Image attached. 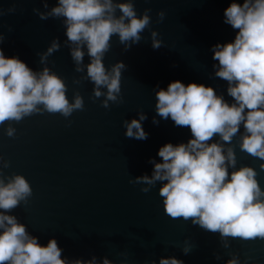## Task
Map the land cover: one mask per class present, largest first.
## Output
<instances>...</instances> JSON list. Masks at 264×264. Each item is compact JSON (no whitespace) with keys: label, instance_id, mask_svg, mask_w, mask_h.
Masks as SVG:
<instances>
[{"label":"water","instance_id":"obj_1","mask_svg":"<svg viewBox=\"0 0 264 264\" xmlns=\"http://www.w3.org/2000/svg\"><path fill=\"white\" fill-rule=\"evenodd\" d=\"M57 3L0 0L4 54L18 56L37 73L44 68L55 73L69 103L76 96L82 99V107L67 117L39 104V111L0 123V180L7 183L21 175L31 189L16 206L0 212L14 216L42 245L55 238L61 258L68 262L95 257L96 264L105 258L110 264H159L161 257H175L183 264H226L230 259L264 264V237L222 236L193 223L192 217H172L159 195L165 181L147 184L136 179L152 175L154 162L161 160L160 146L186 143L191 137L187 126H175L157 114L159 88L177 79L185 84L195 81L232 102L228 82L215 75L217 62L210 47L230 41L237 31L223 22L229 0H112L114 6L131 3L137 18H149L135 42L110 34L101 57L104 68L110 72L118 62L123 64L114 100L107 98L106 86H99L100 96L94 94L86 45H80V63L73 59L76 44L66 36V18L49 14ZM40 13L47 15L41 18ZM113 15H121L118 7ZM53 40L58 48L48 53ZM154 40L159 41L156 47ZM140 114L148 136H125L126 122ZM9 127L12 135L7 134ZM245 134L241 123L229 141L214 133L206 143L222 145L225 155L231 148L235 163L228 172L251 167L264 192V159L241 149Z\"/></svg>","mask_w":264,"mask_h":264},{"label":"clouds","instance_id":"obj_2","mask_svg":"<svg viewBox=\"0 0 264 264\" xmlns=\"http://www.w3.org/2000/svg\"><path fill=\"white\" fill-rule=\"evenodd\" d=\"M116 7L121 11L119 17L113 15ZM49 14L66 18V36L76 44L71 55L77 64L84 55L80 45H86L91 58L87 75L94 82V94L100 96L99 86H106L107 98L114 100L123 64L118 62L110 72L104 68L101 57L109 47L110 34L118 33L122 42H135L148 16L137 18L131 3L114 6L112 0H58ZM46 15L40 13L41 18ZM223 22L237 31L230 41H218L210 47L212 59L217 62L213 64L215 75L228 82L226 91L232 102L216 94L211 86L195 81L185 84L177 79L159 88L155 93L157 114L170 118L175 126H187L191 137L186 143L166 142L160 146L157 155L161 160L154 162L152 175L136 179L147 184L165 181L159 195L164 198L165 212L172 217H192L193 223L218 230L222 236L264 237V192L254 178V170L245 166L229 173L228 166L235 163L232 149L225 155L222 145L206 143L214 133L229 141L243 123L246 134L242 135L241 149L264 159V0H229ZM158 44L153 41V47ZM56 48L58 44L53 40L47 52ZM39 104L48 112L67 117L73 109L82 107V99L76 96L69 103L65 85L55 73L47 68L37 73L18 56H6L0 49V123L39 111ZM144 118L140 114L139 119L126 122L125 136L145 139L148 133L141 125ZM13 131L9 127L7 134ZM30 193L29 183L21 175L7 183L0 180V209L16 206ZM60 253L55 238L42 245L14 216L0 212V264H96L95 257L68 262ZM102 264L110 262L105 258ZM159 264L183 261L161 257ZM226 264L237 261L230 259Z\"/></svg>","mask_w":264,"mask_h":264}]
</instances>
